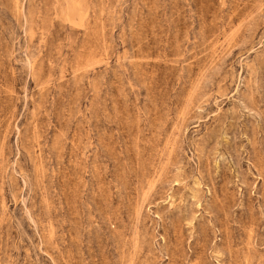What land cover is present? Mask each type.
<instances>
[{
  "label": "rangeland",
  "instance_id": "1",
  "mask_svg": "<svg viewBox=\"0 0 264 264\" xmlns=\"http://www.w3.org/2000/svg\"><path fill=\"white\" fill-rule=\"evenodd\" d=\"M0 264H264V0H0Z\"/></svg>",
  "mask_w": 264,
  "mask_h": 264
}]
</instances>
